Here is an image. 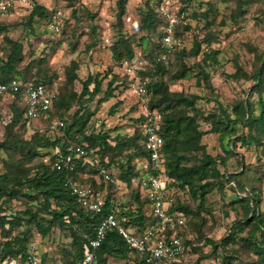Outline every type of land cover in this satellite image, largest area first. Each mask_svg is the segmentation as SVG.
Masks as SVG:
<instances>
[{"label":"trees","instance_id":"1","mask_svg":"<svg viewBox=\"0 0 264 264\" xmlns=\"http://www.w3.org/2000/svg\"><path fill=\"white\" fill-rule=\"evenodd\" d=\"M32 1L34 5L27 15L31 28V22L35 18L49 17L48 8L44 4L39 0ZM236 3L231 17L234 20L245 16L251 0H236ZM117 4L118 32L111 49L113 58L122 72L111 71L105 76L91 73L82 81L80 91L74 88L78 79V62L73 61L67 68L65 85L54 88L56 75L50 74L46 67L40 65L45 59L36 60L35 66L38 69L33 74L31 65L25 63L23 42L7 34H4L3 41H0V81L10 82L17 78L22 83L16 97L11 96L13 100L9 103V120L5 124L3 138L0 139V163L3 164V171L0 172V261L25 254L31 242L32 230L35 228L42 237H50L55 229L68 233L71 241L68 247L62 248L63 264H75L83 256L90 239L95 236L100 217L84 207L70 192L66 185L68 176L83 185L88 184L98 196L108 201L115 200L120 214L127 218L125 226L132 228L137 234H143L148 225L157 218L150 206L147 191L132 185L131 177L140 172V163L148 158L147 139L142 124L147 118V112L156 109L163 113L161 132L164 139L162 153L165 164L162 172L168 179L171 193L178 195L171 211L183 212L186 224L187 216L200 218L204 222L202 211L210 212L209 194L216 188L221 191L231 188L236 197L230 204L240 206L244 212L242 217L234 219L228 234L220 240L205 236L206 244L211 246V250L209 254L201 256L198 264L214 252L220 255L221 264H243L240 260L235 262L240 256L238 250L230 246L239 243L252 249L264 261V208L261 206V195L255 188L249 191L237 178L236 173L228 174L219 167L227 163L238 145L261 146L264 142L253 133V129L258 126L264 130V53L259 55L263 63L253 73L248 74L237 63V70L230 74L235 79L253 78L255 83L250 89V94L257 97H247L229 104H225L219 97L208 99L215 101V109L205 112L197 105L198 99L201 98L199 95H188L184 91L173 90L171 83L192 76L197 77L199 81L209 78V64L217 62L220 54L219 49L202 51L203 42L212 44V35L208 32L203 41H195L189 52L179 49L177 44L173 57L177 56L179 66L171 73L170 81H166L164 75L170 73V70L158 61L157 57L163 50L168 17L159 6L154 7L150 1H146L141 10V23L138 27L147 31L148 35L137 39L134 34L123 29L127 0H118ZM208 4L209 7L201 14L209 21V11L214 7ZM190 5L191 1H187V5L180 12ZM89 16L94 17L90 12ZM3 20L4 16H0V35L8 30ZM50 20L56 30L55 14ZM62 25L64 24L60 16L59 30L56 31L60 32ZM179 27L180 24L177 23L175 39L180 35ZM90 30L96 35L98 26L93 25ZM66 31L64 28L63 34H66ZM152 34L155 36L154 41L150 38ZM72 37H76L73 43V49L76 50L80 37L77 30L73 31ZM146 40L147 47L144 46ZM137 45L143 49L140 54L136 50ZM95 47L97 41L92 40L89 48ZM188 54L201 55V58L191 66L184 61V56ZM138 55L149 60L139 72V79L148 89V111L135 118L137 127L133 134L122 133L119 126L97 129L92 125L96 111L87 103L99 96L98 103L101 104L113 98L121 88L130 89V77L123 72V62ZM41 82L47 84L57 95L51 110L52 117L64 119L67 125L61 133H55L50 130L51 119L41 116V127L34 129L27 136L32 120L27 115L25 84ZM2 97L4 96L0 95V98ZM74 103H78L79 107L69 117L65 116L64 112L71 110ZM120 103L117 101L110 107V114L116 112ZM202 122L209 123L211 128L202 129ZM114 131L117 132L114 134ZM208 133L218 135L225 151L224 155H214L207 150V144L203 140ZM70 144L83 145L88 150V155L76 159V169L71 173L53 166L57 153L66 151ZM47 155L50 156L48 161L40 160V157ZM95 155L98 156V161L93 160ZM100 165L105 166L112 178L119 180L120 184L102 177L99 173ZM113 167L117 171H114ZM238 187L247 192L246 195H243ZM120 189L129 190L132 204L130 207H122V203L117 201L116 192ZM182 191L189 192L193 200L198 202L197 205L192 206L189 202L182 201L179 197ZM14 201L27 205L24 209L16 210L12 208ZM182 234L187 247L185 255L191 247L192 251H196L193 239L186 237L184 232ZM185 255L182 261L175 264H184ZM110 258L125 260L124 264H147L142 255L129 248L128 242L116 228L109 230L99 247L97 264H109ZM42 260L44 264H49L44 254Z\"/></svg>","mask_w":264,"mask_h":264},{"label":"rangeland","instance_id":"2","mask_svg":"<svg viewBox=\"0 0 264 264\" xmlns=\"http://www.w3.org/2000/svg\"><path fill=\"white\" fill-rule=\"evenodd\" d=\"M146 1H150L154 7L159 6L167 17L168 15L177 17L178 24H180V35L176 37L179 49H185L186 52L191 51L195 41H203L209 32L213 42L212 44L203 42L202 51L220 50L218 61L209 64L210 76L208 79L199 81L197 77L192 76L176 80L171 83L173 90L184 91L188 95H199L201 98L198 99L197 105L205 112L215 109V101L208 99L219 97L225 104H229L247 97L251 99L257 97L255 94H250V89L255 83L253 78L235 79L230 74L237 70V63L248 74H251L264 61V57L261 61L259 56L264 53V0H251V4L247 6V13L238 20L231 18L232 12L237 6L236 0H127V13L123 29L134 34L137 39L148 35L147 31L138 27L141 23V10ZM187 1H191V5L185 11L180 12L187 5ZM31 2L33 1L26 0L19 3L9 15L4 16L3 23L8 26V30L0 35V41H3L4 34L22 41L25 63L31 65L33 74L38 69L35 66L36 60L45 59L40 65L46 67L50 74L56 75L54 88H61L65 85L67 68L73 61H76L79 64V69L74 88L80 91L82 81L89 74L100 73L101 76H105L111 71L121 70L113 58L111 49L115 34L118 32V0H39L48 8L49 17L35 18L31 22L32 28L28 24L27 18L31 11ZM208 3L214 7L209 11V21L201 14L209 7ZM59 12H61L64 24L60 32L54 30L53 22L50 20V17L52 18ZM89 12L94 15L93 18L89 16ZM93 25L98 26L96 35H93L90 30ZM64 28L67 30L66 34H63ZM74 30H77V34L80 35L76 50L73 49L76 39V37H72ZM150 38L151 41H154V34ZM92 40L97 41V47L91 49L89 43ZM148 40L144 42L145 47L148 46ZM136 50L140 54L143 49L137 45ZM200 58L201 55L188 54L184 56V61L192 66ZM172 59L173 65L168 69L170 73L164 75L166 81H170L171 73L176 71L179 66L177 56H172ZM98 98L99 96L87 103L91 109L96 111L92 118V125L97 129L119 126L122 133L133 134L137 127L135 118L148 111L147 100L149 97L142 98L127 88H121L113 98L101 104L98 103ZM12 100L10 95L0 98V139L3 138L5 124L9 120V103ZM117 101L121 102L119 107L114 114H110V107ZM78 107L79 104L74 103L71 110L64 112L65 116L69 117ZM259 110L258 107L257 112ZM39 127H41V119H33L26 135L29 136L34 129ZM210 128L209 123L202 122V129L209 130ZM50 130H52L51 121ZM53 132L61 133V131ZM116 132L114 131V134ZM253 133L264 141V130L261 126L255 127ZM203 141L207 144V150L210 153L225 154L217 134L208 133ZM44 150L49 151L48 149ZM49 157L48 155L40 157V160L48 161ZM219 167L228 174L236 173L237 178L249 191L255 188L261 195V206L264 208V142L261 146L243 147L238 145L235 147L234 154L228 158L227 163ZM112 169L117 171L114 167ZM1 171H3L2 163H0ZM86 186L90 187L88 184ZM240 191L242 190L240 189ZM242 193L246 195L247 192L242 191ZM116 197L117 201L122 203V207L132 205L128 189L118 190ZM175 197L177 201L178 195ZM179 197L192 206H196L198 203L187 191L179 193ZM235 197L236 193L231 188H226L223 191L216 188L209 194L210 212L202 211L204 222L200 218L187 216V224L180 232H184L186 237L193 239L197 250L192 251V247L189 248L184 258V264H198L201 256L209 254L211 250V246L206 244L205 236L220 240L228 234L234 219L243 216L244 212L240 206L230 204V201ZM26 205L24 202L14 201L12 208L21 210ZM67 235L68 233L55 229L50 237H42L35 228L32 230L31 241L38 244L42 254L47 256L49 264H63L62 248L68 247L71 241V237ZM230 246L238 250L240 257L235 260L236 263L240 260L243 264H264L260 255L241 243ZM124 263L125 260L110 258L109 264ZM199 264H221V257L214 252L209 258L202 259Z\"/></svg>","mask_w":264,"mask_h":264},{"label":"built area","instance_id":"3","mask_svg":"<svg viewBox=\"0 0 264 264\" xmlns=\"http://www.w3.org/2000/svg\"><path fill=\"white\" fill-rule=\"evenodd\" d=\"M26 0H0V16H6ZM34 3L31 2L30 6ZM168 15V14H167ZM61 12L55 14V29L59 30ZM177 17L168 15L166 33L163 37V50L157 57L158 61L171 67L172 56L177 47L175 28ZM149 63V60L141 55L133 59H125L123 72L130 77L129 88L140 96H148L147 87L139 79V72ZM22 83L15 78L10 82L0 81V95L16 97L21 90ZM54 93L45 83L25 84V101L27 115L33 120L41 116L51 119V129L59 132L66 127L64 119L52 117L51 110L56 98ZM163 113L159 110L147 112V118L142 124L146 135V148L148 158L140 163V172L131 177L134 186L145 189L149 195L150 206L157 220L148 225L143 234H137L132 228L126 227L127 218L120 214L115 200H106L98 196L94 190L68 176L66 185L77 200L88 210L99 215L100 221L96 228L95 236L89 241V246L82 257L75 264H97L98 249L111 229H118L128 242L129 248L145 258L147 264H175L182 261L186 252V242L180 230L186 224V216L183 212H172L171 207L176 203V197L171 193L168 179L163 174L165 158L162 153L163 135L161 121ZM88 155V150L83 145L70 144L66 151L57 153L53 166L69 173L76 169V159ZM98 161V156L93 157ZM99 173L107 180L120 184L119 180L112 178L109 170L99 166ZM0 264H44L42 252L35 241H31L25 254L16 258L0 261Z\"/></svg>","mask_w":264,"mask_h":264}]
</instances>
